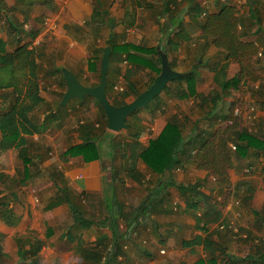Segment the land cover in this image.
Returning a JSON list of instances; mask_svg holds the SVG:
<instances>
[{"label": "crops", "instance_id": "crops-1", "mask_svg": "<svg viewBox=\"0 0 264 264\" xmlns=\"http://www.w3.org/2000/svg\"><path fill=\"white\" fill-rule=\"evenodd\" d=\"M225 5L235 8L240 33L249 31L252 35L246 37L259 48V63H255L259 79L252 82L255 90L249 102L238 98L237 91L232 92L212 122H224V117L227 120L231 109L236 118L240 117L238 106L251 104L254 131L264 135V0H0V40L8 51L31 41L29 49H35L42 100L28 115L41 131L24 136L31 160L26 173L15 149L0 153V264H105L113 246L117 248L115 264H194L208 258L201 244L208 233H213L215 248H224L234 258L255 256L258 251L264 255V243L259 247L256 239L260 231L264 233L263 155L250 152L234 161L226 189L219 187L207 171L190 163L156 176L132 157L126 145L130 143L127 128L115 133L107 129V122L103 125L94 98L72 99L60 105L66 91L62 69L86 87L97 86L109 39L116 52L107 70L106 96L112 103L131 102L134 93H142L156 77L151 74L148 80L140 81L139 75L148 70L136 68L125 59L124 45L164 52L169 67L181 73H187L200 57L215 62L218 49L210 45L200 26L206 15ZM250 13L257 19V27L252 25ZM177 15L180 22H176ZM9 23L23 27L16 36L19 42H13L17 33L8 29ZM130 54L147 57L131 50ZM237 69L236 63H229L227 73L235 74ZM198 71L196 91L204 94L203 82L209 80L204 90L215 87L213 71L205 67ZM25 83L22 79L19 87ZM174 87L170 84L151 107L149 103L148 109H138L128 119L131 125L135 118L139 120L138 152L170 119L181 117L177 107L181 102L194 103L190 98L173 97ZM15 97L12 88H0V113ZM87 135L98 148L97 159L86 161L82 156L66 155ZM237 166V174H232ZM180 185L200 186L198 209L204 212L207 198L218 217L197 223L178 192ZM249 189L251 199L245 205L242 199ZM2 206L11 211V225L3 220ZM17 239L27 241L25 250L33 252L32 258L19 259ZM220 259L217 264L224 263L225 259Z\"/></svg>", "mask_w": 264, "mask_h": 264}, {"label": "trees", "instance_id": "trees-1", "mask_svg": "<svg viewBox=\"0 0 264 264\" xmlns=\"http://www.w3.org/2000/svg\"><path fill=\"white\" fill-rule=\"evenodd\" d=\"M2 10L0 9V12ZM176 17V22H180L179 16L177 15ZM250 20L252 21V25L257 27L258 22L255 23L257 19L253 18V15L250 16ZM172 23L171 25H173ZM239 23L240 19H238L235 8L225 5L218 12L206 15L200 26L202 34L209 37L210 45L218 49V54L214 57V65L210 67L213 71V83L215 87L208 91L209 93L200 94L196 91L195 78L198 75L196 71L203 67L206 62L201 57L196 60L195 64L188 71V76L172 81L163 89V91L169 90V85L174 84L172 96L177 99H192L197 109L202 113V119L208 123L209 127H212V121L217 116L219 108L232 92L238 91L240 86H244L245 81L256 82L259 79L255 69V63H259V58H257L259 48L254 40L246 37L252 35L249 31L243 34L240 33ZM8 29L17 33L13 38V42L18 41L16 36L19 35L20 30L24 31L21 25L13 23H9ZM166 44H170L169 38H167ZM30 45L31 41L16 47L13 51H8L6 43L0 40V88H12V92L16 94L9 108L0 113V153L9 149H15L18 158L25 168L24 173H26L27 164H31L28 145L24 136L39 134L41 131L28 116L42 101L38 94V75L35 64L36 53L34 48L29 49ZM107 45L111 47V61L116 52L110 39L107 41ZM130 50L133 53H144L147 57L140 58L134 56L130 54ZM122 52L125 53V59L136 68L147 69L155 76L160 73L161 60L156 49H144L140 46L127 44L123 46ZM229 63H236L238 65V71L231 77H228L227 73ZM22 70H26V74H22ZM57 71L61 73L60 70ZM98 73L100 80V72ZM22 79H26V83L20 88L19 83ZM108 87L109 81L107 79L106 91ZM128 89H130V86ZM139 94L134 93L135 97ZM159 95L154 97L153 101L157 100ZM110 103L115 106L125 104L123 101ZM97 104L104 118L103 125L106 126L104 110L98 102ZM137 111H134L126 119L127 138L130 140V143L126 145L133 154L132 157L142 161L147 169L156 176H163L167 172L171 173L177 168H183L184 165L190 163L198 169L207 171V173L213 176L219 187L226 189L228 185V171L232 168L234 161L246 158L250 152L257 156L259 154L264 156V136L261 134L256 135L246 129L237 131L234 130L233 126H226L221 132L204 128L199 129V121H196L187 135L184 136L182 132L184 123H180L176 117L170 119L159 135L149 140L148 146L138 152L140 145L138 142L140 137L139 120L135 118L134 125L128 122V119L134 117ZM232 118L233 111L231 109L227 120L225 117L222 119H224L223 121L231 122L229 125H232ZM262 123L264 124V120ZM231 144H233L235 150H231ZM112 145L113 150H116L115 143ZM66 155L71 157L82 156L86 161L95 160L99 157L98 148L92 137L88 135L83 136L80 145L69 148ZM199 188L200 186L198 185H180L177 187L180 196L186 200L187 210L192 211L196 222L205 223L206 221L216 219L218 211L214 208V204L205 198V210L201 213V209H198L199 201L197 200L200 194ZM251 194L252 191L249 189V192L242 199L245 205L250 201ZM72 209L76 215L75 209ZM2 213L5 224L11 225V211L7 206H2ZM256 215L259 216V213H256ZM78 217L81 216L79 215ZM26 244L27 241L25 239H17V256L23 261L32 258L34 255L32 251L25 250ZM201 244L208 258L206 260L199 259L194 264H217L219 258H221L220 260L225 259L223 264L264 263V255L260 254L259 251L255 256L234 258L227 254L224 248H215L213 233H208L203 237ZM116 250L117 248L113 246L105 259V264H115V258L117 257ZM2 256L3 253L0 248V257Z\"/></svg>", "mask_w": 264, "mask_h": 264}, {"label": "water", "instance_id": "water-1", "mask_svg": "<svg viewBox=\"0 0 264 264\" xmlns=\"http://www.w3.org/2000/svg\"><path fill=\"white\" fill-rule=\"evenodd\" d=\"M111 48L103 49L101 57L100 81L95 87H86L68 70L62 69V77L66 85V91L61 99L60 105L64 106L72 99H82L84 97L94 98L103 108L107 129L111 132H120L127 128L126 119L134 111L145 108L151 103L154 97L158 96L166 85L172 81L184 78L189 73L177 72L169 67L167 55L159 52L161 60V71L155 77L153 83L131 102L120 106H115L109 102L106 96L107 70L109 67Z\"/></svg>", "mask_w": 264, "mask_h": 264}, {"label": "rangeland", "instance_id": "rangeland-1", "mask_svg": "<svg viewBox=\"0 0 264 264\" xmlns=\"http://www.w3.org/2000/svg\"><path fill=\"white\" fill-rule=\"evenodd\" d=\"M2 19L3 18H1L0 19V21H2ZM6 25V24H5ZM6 28H8L7 26H5V29ZM2 31H4L3 29H2ZM204 62H205V64H204V66L203 67H205V68H210V67H213V65H214V60L213 59H210V60H203ZM208 65V67H206ZM203 67H201V69L203 68ZM235 71H238V69L237 70H235ZM197 72V74L199 73V71H196ZM199 75V74H198ZM198 75L196 76V80H197V78H198ZM234 75V73L231 71L230 73H228V77H231V76H233ZM148 76H151V73L149 72V71H146L145 72V74H140L139 75V80L140 81H145V80H148ZM178 80V79H177ZM205 79H203L202 80V82L204 81ZM148 82V81H147ZM207 82H209V80L207 81ZM207 82H203L204 84H202L203 86H204V88H203V93L204 94H206V93H209L208 91H210V89L208 90V89H206V90H204L205 89V86H206V83ZM147 85V84H146ZM246 86V88L245 89H243L244 87ZM243 87V85L242 86H240V88H239V90L237 91V93L239 94L238 95V98H241V99H243V101L244 102H249V100L252 98V96L254 95V94H251V93H253V90H255V85H252V82H250L249 80L246 82L245 81V83H244V87ZM202 88V87H201ZM191 101H188V102H186L185 104H184V102H181L180 104H179V106H177L178 107V109H179V114L181 115V117L180 118H177V119H179V121H180V123H184V125H183V130H182V132H183V135L184 136H186L187 135V133L189 132V130H190V128H192V125H193V122H195V121H199L198 122V126H199V129H208V130H212V131H218V132H221V131H223L225 128H226V126H233V128H234V130H237V131H239L240 129H246V130H248L249 132H251V133H255V131H254V127H256L255 125H254V120L252 119V116L254 115V113H255V111L253 110V111H250L249 109H250V107H251V104H245V103H243V105L242 106H238L237 108H238V110H237V112L240 110L241 112H242V114H241V116L240 117H238L237 115V118L235 117V115H233V118H232V125H229L230 123H229V121H224V122H212V127H209L208 126V123L205 121V120H203L202 118H203V115H202V113L197 109V108H195L196 106H195V103H190ZM246 105V106H245ZM152 106V103H150L149 104V107H151ZM149 107H145V108H143V109H141V110H146V109H148ZM229 109L230 108H228V111H229ZM239 111V112H240ZM183 114H187L186 116H188L186 119V121H184V118H182L183 117ZM237 114V113H236ZM240 114V113H239ZM250 117V118H249ZM183 119V120H182ZM218 125V126H217ZM256 135H258V134H260L259 132L258 133H255ZM264 136V135H263ZM232 146H233V144H231ZM232 150V149H231ZM239 167L237 166V168L235 167L234 169V171H230V172H232V174H237V170H239L238 169ZM244 170H249V172H253L252 170H250V169H248V167H242ZM181 172V171H180ZM179 172V173H180ZM229 172V173H230ZM240 172V171H239ZM245 174H248V173H245ZM252 174V173H251ZM233 176V175H232ZM232 184H233V182H231V188H229L230 190H232ZM222 201V200H221ZM238 229V228H237ZM233 230V229H232ZM261 232V231H260ZM259 232V236H257L256 237V239L258 240V245H259V247L264 243V233H260ZM262 232H264V231H262ZM232 235H233V231H232ZM255 238V237H254ZM232 240H234V241H237L238 240V238H234V239H232Z\"/></svg>", "mask_w": 264, "mask_h": 264}, {"label": "built area", "instance_id": "built-area-1", "mask_svg": "<svg viewBox=\"0 0 264 264\" xmlns=\"http://www.w3.org/2000/svg\"><path fill=\"white\" fill-rule=\"evenodd\" d=\"M258 55H260V54H258ZM115 90H117V91H119V92H121V91H123V89L121 88V87H115ZM254 107H250V111H253L254 109H253ZM236 115H238V113L236 114ZM250 118V117H249ZM254 117L252 116V119H253ZM230 148L232 149V150H235V147L234 146H230Z\"/></svg>", "mask_w": 264, "mask_h": 264}]
</instances>
